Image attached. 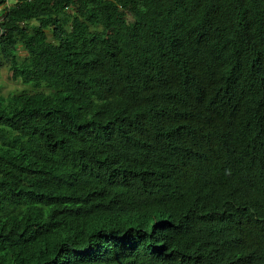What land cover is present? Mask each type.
I'll list each match as a JSON object with an SVG mask.
<instances>
[{
	"label": "trees",
	"instance_id": "trees-1",
	"mask_svg": "<svg viewBox=\"0 0 264 264\" xmlns=\"http://www.w3.org/2000/svg\"><path fill=\"white\" fill-rule=\"evenodd\" d=\"M0 18V264H264V0Z\"/></svg>",
	"mask_w": 264,
	"mask_h": 264
},
{
	"label": "rangeland",
	"instance_id": "rangeland-1",
	"mask_svg": "<svg viewBox=\"0 0 264 264\" xmlns=\"http://www.w3.org/2000/svg\"><path fill=\"white\" fill-rule=\"evenodd\" d=\"M9 4H11L14 0H8ZM18 52L22 53L21 48H18ZM31 84H23L19 80L13 81L10 78V72L7 70V68H1L0 69V95H7L12 92H17L21 90H26L33 92L35 89L31 87ZM32 89V90H31Z\"/></svg>",
	"mask_w": 264,
	"mask_h": 264
},
{
	"label": "clouds",
	"instance_id": "clouds-1",
	"mask_svg": "<svg viewBox=\"0 0 264 264\" xmlns=\"http://www.w3.org/2000/svg\"><path fill=\"white\" fill-rule=\"evenodd\" d=\"M14 2H15V0H14L12 3H14ZM12 3H11V4H12ZM11 4H9V1H8V0H5L4 3L0 4V13H1V11H2L5 7H7V6L11 5ZM0 21H1V18H0Z\"/></svg>",
	"mask_w": 264,
	"mask_h": 264
}]
</instances>
